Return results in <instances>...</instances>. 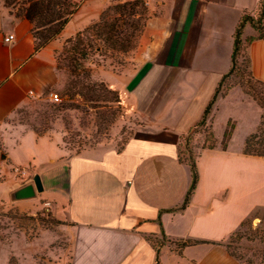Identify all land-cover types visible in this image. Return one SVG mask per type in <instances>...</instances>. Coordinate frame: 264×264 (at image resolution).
<instances>
[{"label": "crops", "instance_id": "obj_1", "mask_svg": "<svg viewBox=\"0 0 264 264\" xmlns=\"http://www.w3.org/2000/svg\"><path fill=\"white\" fill-rule=\"evenodd\" d=\"M145 2L149 12L135 68L105 74L125 113L136 119L133 136L121 147L98 144L77 154L46 135L4 128L30 99L55 91L61 80L58 51L99 23L111 0L80 1L62 33L39 49L32 23L10 15L0 3V144L11 152L1 167L29 170H22L31 180L16 185L17 195L40 177L44 190L36 194L66 225L70 264H155L149 239L161 240L162 230L171 242L158 248L160 264H248L230 254L227 242L264 209V175L258 170L264 158L244 154L256 122L244 130L239 123L242 109L256 108L253 103L236 101L240 110L231 114L237 121L226 150L221 145L228 123L223 122L215 131L216 148L197 156L199 182L187 208L169 210L183 203L192 180L180 160V144L202 120L231 67L236 28L244 14L255 15L260 0ZM255 32L247 26L244 37ZM10 35L15 39L6 43ZM248 56L253 76L264 82V39L249 45ZM34 197H17L15 204L31 202L21 208L28 211L39 204ZM187 240L205 243L181 249L173 244Z\"/></svg>", "mask_w": 264, "mask_h": 264}, {"label": "rangeland", "instance_id": "obj_2", "mask_svg": "<svg viewBox=\"0 0 264 264\" xmlns=\"http://www.w3.org/2000/svg\"><path fill=\"white\" fill-rule=\"evenodd\" d=\"M5 1L0 0V3L6 8ZM10 1L15 4L6 10L9 14L11 11L13 16L32 7L25 5L24 0ZM80 1L57 0L61 5L53 7V13L45 14L41 20L36 19L37 25L44 26L36 33H41L39 41L49 44L56 39L65 27L63 23L68 12H74ZM145 1L111 0L112 5L104 11L101 22L66 40L58 51L57 69L61 80L54 91L62 100L54 102L49 95L30 99L6 120L4 129L18 127L26 132H38V136L46 135L58 147L74 154L98 144L121 147L133 136L136 119L125 113L118 92L107 83L105 74L114 72L123 75L135 68L133 60L149 12ZM255 17L257 19L258 14ZM252 35L243 38L246 40L254 37ZM240 61L243 71L247 70L246 47ZM74 72L77 73L75 77ZM241 82L240 78H230L217 103L215 101L207 123L196 133L183 138L180 156L184 163L187 164L190 152L197 157L201 150L210 146V133L215 134L220 123H228L226 132L232 129L233 135L237 120L231 114H235L236 109L240 110L235 109L236 101L240 99L250 101L256 107L242 109L240 114L244 118L239 120L242 130L256 122L253 135L262 127L264 110L248 94L245 80V85ZM92 88L94 91H91ZM89 96L95 97V100L92 101ZM217 143L216 139V146ZM7 152L10 149H4L0 144V264H70L71 243L66 225L54 218L50 207L43 202L44 197L40 199L41 194H36L34 200L38 199L39 204L28 211L21 208L30 207L31 202L20 204V208L16 206L18 195L13 192L31 178L16 171L28 170L26 167L7 163L1 167L7 159ZM258 170L263 176L264 166H259ZM260 181V185L264 186V180ZM258 211L257 219L247 221L227 242L229 251L248 264H261L264 259V209Z\"/></svg>", "mask_w": 264, "mask_h": 264}, {"label": "trees", "instance_id": "obj_3", "mask_svg": "<svg viewBox=\"0 0 264 264\" xmlns=\"http://www.w3.org/2000/svg\"><path fill=\"white\" fill-rule=\"evenodd\" d=\"M14 1L16 2V0H14ZM24 1L26 2L25 5L28 6L30 4V5H32V7L30 9L26 7L27 9H23L22 14L18 13L15 15V17L25 18V19H28L32 23V25L36 24L35 25L36 27L34 26V28L32 29V33H33L35 40H36V49H39L42 46L47 45V41H43V42L39 41L40 40L39 37H41V33H39L38 35L36 33H37V30H39V32H40L44 28V26L43 25H40V26L37 25L35 20L36 19L41 20L44 18L45 14L53 13V11H54L53 7L60 6L61 2H57V0H24ZM13 4H15V3H12L10 0L5 1V6L7 9L11 8V6ZM67 9H69V8H67ZM73 13L74 12H72V13L68 12V17H66V19L63 23L64 25H66L68 23L69 18L71 17V15ZM10 14H12L11 11H10ZM256 14H258L257 19L255 17ZM247 26H251L257 32V35L244 40V38H243L244 32H245V29ZM62 28H63V26L57 30L56 35L59 34V32L62 30ZM82 33H78V34H82ZM258 39H264V0H260L258 9H257L255 15L244 14L240 23L238 24L236 31H235V34H234V50H233V54H232L231 67H230L229 71L223 76V78H222V80H221V82H220V84L216 90L214 98L212 99V101L210 102L208 107L206 108V111L204 113L202 120L196 125V127L189 134V136H191L192 133H196V131L199 130L200 127L204 126L207 123L208 118H209L210 113H211V109L213 108L215 101L217 100L218 96L220 95L225 83L230 78L236 77V78L242 79L241 84H243V85L246 84V88H248L247 89L248 94L260 106V108L262 110H264V82L257 80L253 76V74L250 70L249 56H248V61H247V70L243 71L242 65L240 63L241 62L240 60L243 58L244 47H246V50H248L249 45L253 41L258 40ZM73 76L74 77L77 76V73L74 72ZM243 79L245 80V84L243 82ZM86 88L88 89L90 87L86 86ZM91 91H94V89L92 88ZM89 97L92 101L95 100V97H93V96H89ZM98 99L100 100L99 96H98ZM99 100H97V101H99ZM36 134L40 135L38 132H36ZM231 137H232V129L228 130L225 133L224 141H223V147H222L224 150H226L227 145H228ZM209 141L211 143L210 146H207L204 149L212 150V149L216 148V138H215L214 133H210ZM244 154L248 155V156H252V157L264 158V123L262 124V127L260 129H258V131L255 134L251 135L246 140L245 146H244ZM180 160L182 162H185V160H182L181 156H180ZM186 162H187V165L189 166L190 172H191V179L192 180H191L190 188L186 194V197H185L183 203H181L177 208L169 210V211H180V210L186 209L191 198H192V196H193V194H194V192H195V190L197 189L198 182H199V173H198V169H197V157H194L192 155V153L190 152L189 160ZM160 223H161V221H160ZM244 225H245V223L242 226H244ZM149 240L152 242V244L154 245V247L156 249V262H155V264H160V251L158 248L161 247L162 245H164L166 242H171V241L166 237L164 230H162V239L161 240L151 239V238ZM174 243H176L177 247L179 249H181V248L186 247L188 245H195V244H200V243H205V242L204 241H198V240H187V241L173 242V244ZM227 249L229 251L228 245H227ZM230 254H232V253L230 252ZM240 260H242V259H240Z\"/></svg>", "mask_w": 264, "mask_h": 264}, {"label": "water", "instance_id": "obj_4", "mask_svg": "<svg viewBox=\"0 0 264 264\" xmlns=\"http://www.w3.org/2000/svg\"><path fill=\"white\" fill-rule=\"evenodd\" d=\"M44 187L39 176H35L34 183L20 190L18 197L27 199L35 196L36 192H43Z\"/></svg>", "mask_w": 264, "mask_h": 264}, {"label": "built area", "instance_id": "obj_5", "mask_svg": "<svg viewBox=\"0 0 264 264\" xmlns=\"http://www.w3.org/2000/svg\"><path fill=\"white\" fill-rule=\"evenodd\" d=\"M15 39V36L14 35H10L9 37H7L6 39H5V42L6 43H10V42H12L13 40ZM49 97H50V99L52 100V101H54V102H60L62 99H61V97H60V95L58 94V93H56V92H51L50 94H49ZM18 173H20V174H23L24 176L26 175V171H22V170H16ZM46 205L47 206H49L50 204L49 203H46Z\"/></svg>", "mask_w": 264, "mask_h": 264}]
</instances>
